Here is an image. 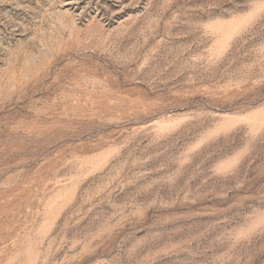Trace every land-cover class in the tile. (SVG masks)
I'll list each match as a JSON object with an SVG mask.
<instances>
[{
	"label": "rangeland",
	"instance_id": "1",
	"mask_svg": "<svg viewBox=\"0 0 264 264\" xmlns=\"http://www.w3.org/2000/svg\"><path fill=\"white\" fill-rule=\"evenodd\" d=\"M0 264H264V0H0Z\"/></svg>",
	"mask_w": 264,
	"mask_h": 264
}]
</instances>
